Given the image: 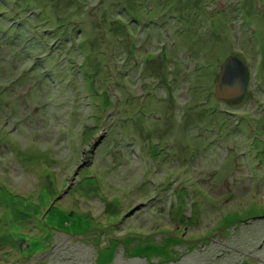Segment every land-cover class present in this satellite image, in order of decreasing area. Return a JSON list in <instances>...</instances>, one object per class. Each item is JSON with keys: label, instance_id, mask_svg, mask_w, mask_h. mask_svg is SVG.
<instances>
[{"label": "rangeland", "instance_id": "obj_1", "mask_svg": "<svg viewBox=\"0 0 264 264\" xmlns=\"http://www.w3.org/2000/svg\"><path fill=\"white\" fill-rule=\"evenodd\" d=\"M0 11L53 76L3 94L34 61L0 33V264H264V0ZM230 55L248 89L219 100Z\"/></svg>", "mask_w": 264, "mask_h": 264}, {"label": "trees", "instance_id": "obj_2", "mask_svg": "<svg viewBox=\"0 0 264 264\" xmlns=\"http://www.w3.org/2000/svg\"><path fill=\"white\" fill-rule=\"evenodd\" d=\"M22 26H23V24H18L13 19H10L9 16L5 15L4 12L0 11V33L2 34L3 37H5V40H3L4 42L3 41L2 42L4 44L6 43V45L12 46V48H17V50H18V52L15 53L14 58H10L11 70H13V68H17V70H19L21 63L27 62L28 59L32 60L34 55H33V53L29 52V50L31 49L33 43H37V45H38V42L35 39H30V40H28V42H26L25 40H15L16 38L19 39V35L24 33V32L21 33V30H20ZM7 34H8V41H7V38L5 36ZM44 47L46 48V45H44ZM45 55H46V53L43 56H38L35 59H33V61H34L33 65L34 66L32 67V69L30 68L28 71L25 70L26 75L24 74L22 76H19L18 78H15V83L11 84L10 87L6 88L5 90H3L1 92L3 94H5L11 90H14V91L17 90L15 87L26 86L27 81L30 80L31 77H33L34 79L31 82L32 85H31V87H29V92H31V95L25 96L27 103L30 104L31 106H33L35 98L32 94L37 93L38 88L40 89V87L46 86L47 83L42 84L44 81H46L47 79H49L48 81H51L53 79L52 73H50L49 70L47 69V67L49 66L48 62H49L50 55L49 56H45ZM43 71H44V73H43ZM2 73L3 74L0 75L1 81L5 78H8V76L9 77L11 76L7 72H2ZM50 83L53 86H54V84H56V86L58 85L57 83H54L53 81ZM58 87H59V85H58ZM56 90L58 91L59 88H56ZM17 101L22 102V100H19L18 98H17ZM42 110L47 111L44 108H42ZM43 115H45V114H43ZM26 121H28V120L26 119Z\"/></svg>", "mask_w": 264, "mask_h": 264}, {"label": "water", "instance_id": "obj_3", "mask_svg": "<svg viewBox=\"0 0 264 264\" xmlns=\"http://www.w3.org/2000/svg\"><path fill=\"white\" fill-rule=\"evenodd\" d=\"M249 75L245 62L230 55L221 64L215 96L219 100H233L245 96L248 89Z\"/></svg>", "mask_w": 264, "mask_h": 264}]
</instances>
